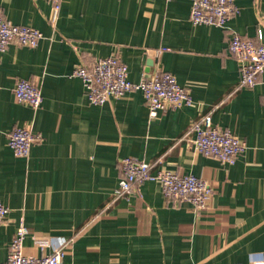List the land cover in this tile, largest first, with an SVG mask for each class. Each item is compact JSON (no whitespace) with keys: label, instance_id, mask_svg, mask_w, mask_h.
<instances>
[{"label":"crops","instance_id":"crops-1","mask_svg":"<svg viewBox=\"0 0 264 264\" xmlns=\"http://www.w3.org/2000/svg\"><path fill=\"white\" fill-rule=\"evenodd\" d=\"M235 2L240 12L219 27L192 22L193 0H62L58 12L51 0H0L1 17L44 35L35 48L0 51V261L22 222L27 256L70 241L62 264H250L264 254V75L240 86L229 51L233 32L264 31V0ZM110 55L133 82L173 73L193 105L151 118L137 89L92 104L73 70ZM20 78L41 88L39 108L16 99ZM207 114L246 141L234 164L194 148L191 126ZM16 126L42 134L27 157L9 145ZM126 156L204 178L208 205L166 197L156 180L115 199Z\"/></svg>","mask_w":264,"mask_h":264},{"label":"built area","instance_id":"built-area-1","mask_svg":"<svg viewBox=\"0 0 264 264\" xmlns=\"http://www.w3.org/2000/svg\"><path fill=\"white\" fill-rule=\"evenodd\" d=\"M51 1L58 12L62 0ZM239 12L235 0H193L191 20L195 24L228 27L230 19ZM43 36L33 26L19 25L0 16V51L6 50L13 42L35 48ZM229 51L240 64V86L256 85L260 76L264 75V31L259 30L257 39L233 32ZM73 75L82 80L89 101L95 105H102L111 97L119 98L133 89L141 90L151 118L157 117L161 110L168 107L191 106L194 103L190 91L171 72L157 70L139 82H133L129 78L128 66L117 55L97 58L92 66L78 64ZM14 94L19 102L28 103L35 109L43 102L41 88L30 79L20 78L15 84ZM191 129L194 132V148L224 164H234L247 147L246 141L231 129L215 125L211 114L195 121ZM41 139L42 134L33 131L31 127L16 126L9 134V145L16 156L27 157L32 145ZM121 167L122 176L113 192L115 199L128 195L147 180L158 181L166 197L176 201L187 200L197 209L208 205L213 192L210 183L202 177L182 175L163 167L152 171L151 163L135 156L123 157ZM7 213L8 207L0 202V223L5 221ZM27 233L28 227L20 223L10 244L8 257L0 261V264H62L70 243L68 239L59 238L52 246V252L47 255L27 256L23 252ZM250 264H264V254L252 257Z\"/></svg>","mask_w":264,"mask_h":264}]
</instances>
